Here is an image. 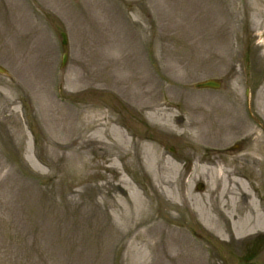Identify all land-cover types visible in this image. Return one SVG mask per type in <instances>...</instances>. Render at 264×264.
<instances>
[{"label": "rangeland", "instance_id": "374dc122", "mask_svg": "<svg viewBox=\"0 0 264 264\" xmlns=\"http://www.w3.org/2000/svg\"><path fill=\"white\" fill-rule=\"evenodd\" d=\"M0 65V264H264V224L194 206L222 166L264 221V0H0ZM193 104L220 141L175 122Z\"/></svg>", "mask_w": 264, "mask_h": 264}, {"label": "bare ground", "instance_id": "6f19581e", "mask_svg": "<svg viewBox=\"0 0 264 264\" xmlns=\"http://www.w3.org/2000/svg\"><path fill=\"white\" fill-rule=\"evenodd\" d=\"M120 67V66H119ZM123 79H126V77L122 76ZM120 81V80H117ZM145 80L134 83L135 84V90L134 94L137 97H140L142 95H145L148 91L145 88V85L143 83ZM128 91L129 88H128ZM175 102L171 99L165 101V105L172 106ZM142 107H148V106H142ZM190 113L194 116V118L186 120L185 117L182 114L175 115V119L179 126L184 127V131L189 134V132L198 138L201 136H213L214 138H211L212 141H220V134L223 131V124L218 123L217 121H212L209 116L205 114H201L202 107L195 106L194 104L191 105V108L189 107ZM166 111V108H165ZM167 111H171V109H167ZM197 111V112H196ZM160 119H165L166 121H170V117L167 113L162 112L158 113ZM152 113V114H155ZM196 113H199L203 118H196ZM157 117V118H159ZM187 130V131H186ZM199 135H197V134ZM201 134V135H200ZM124 135V134H123ZM123 135L121 134L118 142L124 140ZM115 141V143H117ZM138 143H136L137 146ZM261 161L260 158L256 159V163L258 164ZM157 162V161H155ZM229 163H233L232 161H229ZM207 161L204 163H201L197 169H205L207 165ZM174 168L178 169V163L174 164ZM214 171L217 174V178L213 182V185L211 186V191L215 192L217 189L220 190V196H215V199L210 204V206H207L205 204H202L199 200L194 202V206L196 210L198 211L200 220L204 223V225L210 229L218 233L221 237H224L226 233L224 234L225 226L229 225V228H226L225 231L229 230V236L234 237H241L243 235H247L249 232L258 229L260 226H263L264 221L262 214L260 212V207L257 205V203L254 200V196L250 192V190L247 188L246 184L244 183L243 179L237 178V179H223L222 176H224L223 167L222 166H216L214 168ZM237 175V167L235 170L231 171V174ZM258 176H260L257 173ZM221 181L223 182V185L221 186ZM232 181L237 185V188L240 192L233 191L232 188ZM172 181H167L165 184L168 185V188L171 186ZM167 188V192L169 191ZM255 190L258 192V196H261V193L259 191V181L254 184ZM248 198V204L250 207V210L252 212V216L250 217L249 214H245L244 211L241 209V207L238 205V202L242 201L243 199ZM228 232V231H227Z\"/></svg>", "mask_w": 264, "mask_h": 264}, {"label": "water", "instance_id": "95a60500", "mask_svg": "<svg viewBox=\"0 0 264 264\" xmlns=\"http://www.w3.org/2000/svg\"><path fill=\"white\" fill-rule=\"evenodd\" d=\"M61 36H62V45L64 48H66L67 38H66L65 32L62 31ZM66 56H67V53L65 51L62 54V65L65 63ZM0 73H2V74L7 73L6 69L1 65H0ZM220 85H221V81L218 79H214V78L206 79V80H203V81H200V82H197L194 84V86L197 88H214V89L219 88ZM202 187H203L202 183L197 184L198 189H201ZM245 264H257V263L256 262H249V263H245Z\"/></svg>", "mask_w": 264, "mask_h": 264}]
</instances>
